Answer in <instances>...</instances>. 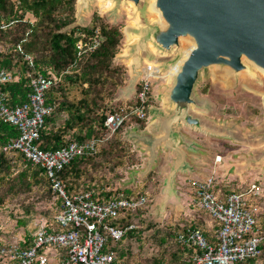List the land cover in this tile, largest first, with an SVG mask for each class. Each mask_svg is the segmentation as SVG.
<instances>
[{
    "label": "trees",
    "instance_id": "16d2710c",
    "mask_svg": "<svg viewBox=\"0 0 264 264\" xmlns=\"http://www.w3.org/2000/svg\"><path fill=\"white\" fill-rule=\"evenodd\" d=\"M77 4L78 0H0V68L18 76L3 86L8 104L13 107L29 100L33 78L57 76L58 80L46 92L47 104L55 109L45 119L38 141L40 147L56 150L74 141H100L96 154L79 156L58 172L67 193L74 196L90 191L99 202H107L121 193L130 199L144 195L146 204H149V198L154 196L149 190L150 182L154 180L153 172L143 184L136 186L118 187L116 181L125 178L127 168L143 164L142 157L124 134L136 126L145 130L154 107L152 93L147 104V116L142 119L133 115L128 117L107 138L108 114L139 103L136 93L119 104L113 103L116 90L124 85L126 79L123 66L114 62L124 33L120 24L107 22L98 12L93 13L89 25L77 24ZM96 36L101 38L100 45L92 52L80 55L78 42H86ZM199 91L206 93L207 90L200 86ZM18 133L16 126L0 116V209L35 192L38 194L37 202L51 204L44 211H39L42 213L39 217L47 219L49 230L68 229L55 220L63 200L53 190L45 169L25 160L18 150H4ZM248 186L223 179L215 182L214 191L223 198L232 192H243ZM37 202L26 207V218L20 221L24 228L38 215L34 212L36 204H40ZM146 204L138 212L125 209L108 220L110 224L126 230L121 239H109L104 246L105 252L116 255L113 264H196L192 245L178 241L180 233L191 229H201L210 242L218 244L220 223L196 202L191 214L166 223L145 218L147 223L144 222L141 217H144ZM260 204L257 224L264 228L263 200ZM139 217L140 220L136 221ZM147 231L151 235L145 238ZM18 242L25 248L33 246L32 231L28 228L24 238ZM133 242L140 243L139 248L136 249ZM148 242L158 247L150 255L143 250ZM6 244L0 240V252ZM261 247L260 256L241 264H262L264 242ZM59 253L64 258L66 250L59 249ZM5 261V257L0 255V264H5Z\"/></svg>",
    "mask_w": 264,
    "mask_h": 264
},
{
    "label": "built area",
    "instance_id": "2783aa9c",
    "mask_svg": "<svg viewBox=\"0 0 264 264\" xmlns=\"http://www.w3.org/2000/svg\"><path fill=\"white\" fill-rule=\"evenodd\" d=\"M101 43L96 36L88 41L80 40V55L92 52ZM158 67L146 63L139 81L136 96L139 103L131 107H122L110 112L106 119L107 138L130 116L140 119L147 116V104L152 93V79L160 78ZM18 79L12 71L0 68V116L18 128V135L12 138L4 150H18L28 160L43 167L51 179L52 188L62 197V204L55 220L63 231L49 230L47 219L35 223L32 230L34 244L23 247L18 241L7 243L0 252L5 264H113L114 253L105 252L104 246L109 239H121L125 229L109 223L122 210L137 212L147 202V197L127 198L124 193L107 202L94 199L92 192L67 193L66 185L58 177V172L75 158L96 154L99 140L74 141L56 150L40 147L38 141L45 126V119L55 107L46 102L47 90L58 80L57 76H39L31 81L32 92L29 100L23 104L10 106L3 86ZM216 178H193L190 185L195 194V202L220 223L217 245L208 240L201 229H191L178 235L180 243L192 245L196 264H241L250 258L262 254L264 228L257 224L263 198L261 184L250 183L243 192H232L219 197L214 191ZM70 228V229H69ZM65 249L66 255L60 256L59 249Z\"/></svg>",
    "mask_w": 264,
    "mask_h": 264
},
{
    "label": "rangeland",
    "instance_id": "374dc122",
    "mask_svg": "<svg viewBox=\"0 0 264 264\" xmlns=\"http://www.w3.org/2000/svg\"><path fill=\"white\" fill-rule=\"evenodd\" d=\"M81 4L82 1L78 0L77 14L79 11L82 17L77 15V24L89 25L93 13L98 12L107 22L120 24L124 33L114 62L123 66L126 79L124 85L116 90L113 103L119 104L134 96L139 89V81L142 78L146 63H157V66L160 63L163 66L164 72L161 73V77L153 78L151 81L154 107L152 106L147 127L145 130H140L136 126L124 134L142 157L143 164L134 168H127L125 178L116 181L118 187L136 186V184H143L145 179L152 172L154 173V180L149 185V190L154 196L149 198V204H146L147 207L144 208V217H141L144 222L147 223L145 220L147 219L166 223L175 218H181L184 214H191L190 207H193L195 201L194 196L191 197L193 188L190 181L204 171L213 173L211 175L215 177L214 171L210 170V165L212 168L217 166L216 174L222 177L235 178L234 181L240 184L244 182L249 184L260 172L264 171V165H262L260 169H253L251 173L246 172L245 177L235 174L237 170L244 168L240 166L242 163L239 164V162L245 159V154H252L264 148V141H259V138H255L253 135L254 132L264 130V73L261 70L256 69L258 79L242 76L237 80L229 71L216 67L206 74H202L197 84L196 94L200 100L207 101L210 105V111L203 114L210 121L228 126L233 136H213L180 124L177 127L178 130L202 146L197 153L195 152L196 154L191 153L186 156V169L175 163L173 153L165 147L158 148L156 160L149 163L147 162L149 153L144 150L143 146L154 136L153 126L158 114L168 113L173 108L168 102L166 89L172 84V77L168 75V72L176 53H162L152 46L148 52H142L139 48V40L143 41L144 32L142 28L145 26L144 23L159 20L150 13L144 3L137 8L133 3L128 2L89 0V8L85 10L81 9ZM27 17L34 19L31 15H27ZM200 86L206 88V93L199 91ZM146 168L151 169L147 175L141 173ZM174 169L181 170V172L175 173ZM174 174L176 175L173 180L171 176ZM260 179L254 182L262 183V194L264 195V178ZM37 197L38 194L34 192L28 196H22L7 207L0 209V240L2 242L11 243L22 240L24 232L28 231V228L32 231L35 223H40L46 219L45 216L39 217V215L51 204L45 201L37 202ZM33 202L40 203L36 204L34 211L38 215L24 228L20 221L26 218V207ZM263 209L264 204H262ZM139 220L140 217L136 218V221ZM150 235L151 232L147 231L145 238ZM133 244L136 249L139 248L140 243L133 242ZM143 250L144 253L150 255L157 251L158 247L148 242L144 245Z\"/></svg>",
    "mask_w": 264,
    "mask_h": 264
},
{
    "label": "water",
    "instance_id": "95a60500",
    "mask_svg": "<svg viewBox=\"0 0 264 264\" xmlns=\"http://www.w3.org/2000/svg\"><path fill=\"white\" fill-rule=\"evenodd\" d=\"M81 1V9H88L89 0ZM112 1L133 3L137 8L144 3L150 11L152 0ZM155 7L159 20L144 23L143 41L138 46L142 52L152 46L162 53H176L170 69L175 64L178 68L166 89L173 108L158 114L154 136L143 148L149 153V163L156 160L157 149L165 147L173 153L175 163L186 169L188 151L198 152L200 144L178 130L180 124L213 136H233L228 126L203 114L210 111V105L196 94L202 74L215 67L229 71L237 80L242 76L258 79L256 69L264 73V0H155ZM77 15L82 17L79 11ZM191 43L193 47L185 55ZM157 67L161 75L163 66L158 63ZM253 135L264 141V130ZM255 159L264 160V148ZM150 172L146 168L141 173Z\"/></svg>",
    "mask_w": 264,
    "mask_h": 264
},
{
    "label": "crops",
    "instance_id": "0c3cea01",
    "mask_svg": "<svg viewBox=\"0 0 264 264\" xmlns=\"http://www.w3.org/2000/svg\"><path fill=\"white\" fill-rule=\"evenodd\" d=\"M200 147H202V146H200ZM262 149H259L257 152H254V153H252V154H245L246 155V157H245V159L244 160H240L241 162H239V164L240 163H242V164H240V166H242V167H244L243 169H239V170H237V172H235V174L236 175H238V176H241V177H245L246 176V172L248 173H251L252 172V170L253 169H260V167L262 166V165H264V160L263 161H257L256 159H255V157L258 155V153L261 151ZM196 154L195 152H190V151H188V156H189V154ZM189 161V160H188ZM190 163V162H189ZM221 163V162H220ZM216 164H218V163H216ZM216 168H217V166H215L214 168H212V165H210V170L211 171H214V173H215V178H216V183L217 182H220L221 180H223V179H228V180H232V181H234L235 180V178L233 179V178H230V177H228V176H226V177H222V176H220V175H218V174H216ZM263 170V169H262ZM225 173V172H224ZM211 174H213V173H211V172H209V173H207L206 171H204V173H201V175H198V176H196V177H194V178H205V177H207V176H209V175H211ZM237 177V176H236ZM264 178V171L263 172H260L259 173V175H257L256 176V178L252 181V182H250V183H253L254 181H256V180H258V179H260V178ZM220 178V179H219ZM147 180V178L145 179V181ZM261 180V179H260ZM245 181V180H244ZM247 181V180H246ZM259 184H262L261 182L259 183ZM136 185H138V184H136ZM240 185H245V186H248V184L247 183H241ZM194 191H192V193H191V197L193 198V196H194ZM194 201H195V196H194ZM262 200H263V203H264V196H263V198H262ZM190 209H191V211H192V207H190ZM184 215H187V214H184ZM184 215H182V217L184 216ZM176 219V218H175Z\"/></svg>",
    "mask_w": 264,
    "mask_h": 264
},
{
    "label": "bare ground",
    "instance_id": "6f19581e",
    "mask_svg": "<svg viewBox=\"0 0 264 264\" xmlns=\"http://www.w3.org/2000/svg\"><path fill=\"white\" fill-rule=\"evenodd\" d=\"M150 12L154 16H156V17L160 16L159 10H157L156 7H155V0H152L151 1V4H150ZM192 47H193V44L192 43L187 45V47L185 49V55H187L190 52V50H191ZM155 65L157 66V63ZM177 68H178V64L173 65L171 67V69L169 70L168 75L169 76H172L174 74V72L177 71Z\"/></svg>",
    "mask_w": 264,
    "mask_h": 264
}]
</instances>
